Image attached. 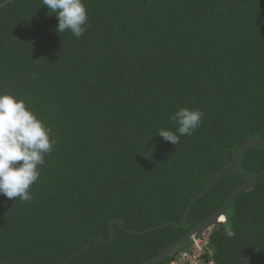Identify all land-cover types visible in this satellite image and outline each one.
<instances>
[{
	"label": "trees",
	"instance_id": "1",
	"mask_svg": "<svg viewBox=\"0 0 264 264\" xmlns=\"http://www.w3.org/2000/svg\"><path fill=\"white\" fill-rule=\"evenodd\" d=\"M83 2L79 38L55 31L42 0L0 5V92L55 140L31 201L0 195V264H58L78 250L65 264L144 262L246 183L223 174L176 226L237 147L264 136V0ZM180 108L200 109L202 123L173 145L156 132L175 131ZM239 168L258 180L216 225L215 263L264 264V145Z\"/></svg>",
	"mask_w": 264,
	"mask_h": 264
},
{
	"label": "clouds",
	"instance_id": "2",
	"mask_svg": "<svg viewBox=\"0 0 264 264\" xmlns=\"http://www.w3.org/2000/svg\"><path fill=\"white\" fill-rule=\"evenodd\" d=\"M49 12L58 20L56 32H70L81 37L88 25L87 9L83 0H42ZM200 109L180 108L171 116L175 131L166 128L157 130L165 142L177 145L180 137L191 136L202 123ZM52 129L17 96L0 92V195L9 200L19 198L31 201V186L40 176V167L46 155L53 150L55 140ZM227 237L235 232L229 224L224 225Z\"/></svg>",
	"mask_w": 264,
	"mask_h": 264
},
{
	"label": "water",
	"instance_id": "3",
	"mask_svg": "<svg viewBox=\"0 0 264 264\" xmlns=\"http://www.w3.org/2000/svg\"><path fill=\"white\" fill-rule=\"evenodd\" d=\"M8 0H0V5L7 2ZM264 145V136L255 138V139H251V140H246L244 142H242L237 149L235 150L232 160L230 162V164L226 167H224L223 169H221L220 171H218L214 177L210 180V182L196 195L194 196L191 201L189 202V204L186 207L184 216L182 218V221L180 224L176 225L178 227H182V226H186L188 225V215L189 212L192 208V206L195 204V202L202 197L204 194H206L210 188L216 183V181L225 173L227 172H235L236 174L242 176L243 178L246 179V183L241 184L239 186H237L229 195L228 199L222 204V206L216 211L214 212L211 216H209L206 220L204 221H196L195 222V226L188 231L187 233H185L183 236H181L177 241H175L173 244L169 245L168 247H166L164 250H162L160 253H158L157 255H155L154 257L141 262L139 264H155L158 263L161 260H164L165 258H167L169 255H172L175 250H177L180 247H183L188 241H190L191 236L194 233L200 232L201 230H203L204 228H206L208 225H210L211 223L217 222L220 217L223 216L224 212L226 211V209L228 208V206L245 190H250L252 189L257 180H258V176L259 173H252V174H243L240 171L239 168V158L242 155V153L249 147H256V146H261ZM118 221L116 219H113L110 221L111 223H117ZM156 227H151L145 231L154 229ZM141 232H144L141 231ZM89 244V243H88ZM75 251L74 253H72L70 256H68L66 259H64L63 261H61L58 264H65L68 260H70L72 257H74L78 252ZM0 260H2L0 258Z\"/></svg>",
	"mask_w": 264,
	"mask_h": 264
},
{
	"label": "built area",
	"instance_id": "4",
	"mask_svg": "<svg viewBox=\"0 0 264 264\" xmlns=\"http://www.w3.org/2000/svg\"><path fill=\"white\" fill-rule=\"evenodd\" d=\"M220 219L217 222L211 223L200 232L194 233L185 246L175 254L174 261L171 264H216L214 259L212 235L216 225L224 220ZM170 264V263H169Z\"/></svg>",
	"mask_w": 264,
	"mask_h": 264
},
{
	"label": "flooded vegetation",
	"instance_id": "5",
	"mask_svg": "<svg viewBox=\"0 0 264 264\" xmlns=\"http://www.w3.org/2000/svg\"><path fill=\"white\" fill-rule=\"evenodd\" d=\"M172 261H174V260H172ZM170 264H171V261H170Z\"/></svg>",
	"mask_w": 264,
	"mask_h": 264
},
{
	"label": "snow or ice",
	"instance_id": "6",
	"mask_svg": "<svg viewBox=\"0 0 264 264\" xmlns=\"http://www.w3.org/2000/svg\"><path fill=\"white\" fill-rule=\"evenodd\" d=\"M221 219H223V218H221Z\"/></svg>",
	"mask_w": 264,
	"mask_h": 264
}]
</instances>
